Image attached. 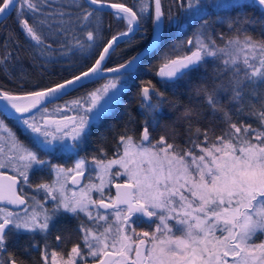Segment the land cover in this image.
I'll return each mask as SVG.
<instances>
[{"label":"snow or ice","instance_id":"1","mask_svg":"<svg viewBox=\"0 0 264 264\" xmlns=\"http://www.w3.org/2000/svg\"><path fill=\"white\" fill-rule=\"evenodd\" d=\"M249 8L264 10V0H171L167 13L162 0H154V11L146 0H0V17L14 14L37 69L33 77L24 67L9 30L0 42V73L19 84L14 91L0 85V131L10 144L8 155L0 147V170L14 173L0 171V264H264V239L256 242L264 235V16ZM105 10L127 30L106 37ZM219 10L234 15L217 16L229 30L217 41L205 17ZM197 19L186 42L164 48L154 73L174 88L213 64L189 86V104L177 117L186 122L183 141L173 128L153 136L164 105L179 101L149 80L138 93L139 126L130 112L118 132L111 126V158L103 143L90 158L81 155L92 127L122 102L142 57L162 44L163 31H185ZM143 40L142 52L107 66L119 61L121 43ZM71 93L77 95L64 99ZM58 153L75 157L73 166L52 163ZM32 169L55 179L40 176L33 185Z\"/></svg>","mask_w":264,"mask_h":264},{"label":"trees","instance_id":"2","mask_svg":"<svg viewBox=\"0 0 264 264\" xmlns=\"http://www.w3.org/2000/svg\"><path fill=\"white\" fill-rule=\"evenodd\" d=\"M114 2H123L129 6H132L134 3H139V0H108ZM146 2L150 3L152 8L151 0H146ZM171 3V0H162V10L167 13L168 7ZM175 11V9H173ZM246 11L252 13L253 15H261L264 16V10L257 11L255 9L249 8ZM14 15V14H13ZM13 15H9L5 17L0 22V42H3L5 35L9 32V30H14L18 40H19V55L22 58V63L24 67L28 70V72L34 77L36 75L37 69L32 67L30 60L28 59V45L26 42L25 36L20 32V29L17 27ZM234 15L230 10H219L214 11L210 16L205 17L206 20L209 21V24L213 30L214 37L217 41H220V36L216 35L218 33H229V30L226 28L223 22L217 20V16L226 17ZM102 22L104 26V35L108 38L111 35L116 34L119 31H123L126 29L125 22L117 20L112 12L104 11L102 13ZM201 21L197 19L194 23L187 26V30L185 31H177L176 29L163 31V42L154 50L151 55H147L143 57L142 61L138 63V71L136 72L134 79L129 81V84L125 88V92L121 97V103L118 104L110 114H108L97 126L92 127L90 135L88 136L86 142L84 143L83 150L80 154H91L97 152V145L103 143L105 149L108 152L109 158L112 156L113 152V143H114V132L111 126H115V130L118 132L122 127L123 122L127 119V113H132L133 116L136 117V126H139V122L143 119L141 110L138 107V93L140 87L146 81H152L153 84L156 85L158 89L164 91L166 96L170 100H178L179 106L173 108L170 104H165L162 110V113L159 116L160 125L156 128L153 136L158 138L159 135L164 134L168 135V129H175V133L180 137V142L183 141L185 137V129L186 122L183 120H177V117L181 115L184 111V106L189 104V86L190 84L194 85L199 82V77L208 76L212 72L213 64L211 61L207 65V69L201 68L199 71H195L191 73L189 77H186L183 80H180L176 83L175 87H165L160 83V79H157L155 76L156 70L159 68L162 63L161 60H158L161 52H163L164 48H166L172 41H187V39L192 36L193 31L198 28ZM109 26L110 30H109ZM144 28L148 30L149 36L152 31L151 18L147 19V22L144 24ZM225 36V40H226ZM135 39L139 40V34L136 35ZM148 40H143L140 43L134 44L132 47H127L125 44L121 43L117 48V52H120L121 49H125L119 61L113 57L112 60L109 61L107 66H114L117 62H123L127 60L132 55H134L138 50H140ZM218 46H223V44H218ZM183 51V50H181ZM104 81H98L95 85H89V88L97 87L101 85ZM19 81H13L8 78L5 74L0 73V85L4 86L5 90H16ZM77 95V93H71L69 97H65L64 99H70L71 97ZM63 101H59L61 103ZM193 103H201V100L193 97ZM58 103V102H56ZM49 108H52L53 105H48ZM207 116V113L205 114ZM175 121V123H173ZM7 123L11 126L12 130L18 136V138L25 142L30 143L29 137L17 127L12 121H7ZM195 126V125H194ZM201 127H207V121L204 120L201 122ZM2 132V131H1ZM107 137L106 140L102 141L101 136ZM1 136H4L6 139V133H1Z\"/></svg>","mask_w":264,"mask_h":264},{"label":"flooded vegetation","instance_id":"3","mask_svg":"<svg viewBox=\"0 0 264 264\" xmlns=\"http://www.w3.org/2000/svg\"><path fill=\"white\" fill-rule=\"evenodd\" d=\"M81 155H83V154H81ZM90 157L91 156H89V158ZM74 160H75V157H71L68 154H59L58 153L52 158V163L71 167V166H73ZM0 171H3L4 173L8 174L9 176L14 174L11 168H8V169H5V170H0ZM40 176H44L45 182H50V181L55 179V174L48 175L46 172L45 173H41V172H38L35 169L30 170V179H31V182H32L33 185H35L36 183H40L41 182L40 179H39ZM19 183H20V178L18 177V184ZM68 185H69V188L73 187L71 185V181L70 180L68 181ZM24 191L28 195L35 194L34 188L30 189V188L27 187V185L24 186ZM37 198L43 200V192H41L38 195ZM29 203H31V201H29ZM45 203H46V206H50V204H48V202H45ZM0 204H3V202H0ZM7 207H9L10 209H15L16 208V206H14V205H7ZM62 223L67 224L68 228H71L73 226V224H74V221H72L70 219H66V220L62 221ZM54 235H55V233H53V236ZM19 239H20L21 244H23L24 241L27 240V237L21 235L19 237ZM37 239H39V237H37ZM32 255L35 256L37 259H39V252H33ZM24 258L27 259V257H24Z\"/></svg>","mask_w":264,"mask_h":264},{"label":"water","instance_id":"4","mask_svg":"<svg viewBox=\"0 0 264 264\" xmlns=\"http://www.w3.org/2000/svg\"><path fill=\"white\" fill-rule=\"evenodd\" d=\"M109 3H119V2H114V1H108ZM151 3H152V10L154 11V0H151ZM105 11H109V12H112V10H105ZM5 17H0V22L4 19ZM127 29H125V30H123V31H126ZM151 33H152V31H151ZM150 36H151V34H150ZM149 43V41H147L146 42V44L140 49V50H138L137 52H142V50L147 46V44ZM136 52V53H137ZM142 59H143V57H142ZM159 70V68L156 70V72ZM156 76V75H155ZM156 78L157 79H159L157 76H156ZM140 91V90H139ZM16 94H18V93H16ZM5 175H8V174H6V173H4ZM113 191V194L115 193V190L113 189L112 190Z\"/></svg>","mask_w":264,"mask_h":264},{"label":"rangeland","instance_id":"5","mask_svg":"<svg viewBox=\"0 0 264 264\" xmlns=\"http://www.w3.org/2000/svg\"><path fill=\"white\" fill-rule=\"evenodd\" d=\"M105 82V81H104ZM103 82V83H104ZM103 83H101V84H103ZM61 103H63V102H61ZM2 132L0 131V134H1ZM1 136V135H0ZM0 147H3L4 148V150H5V154L6 155H8V154H10V153H8V148L10 147V144H9V142L7 141V138L6 139H4L3 141H0ZM111 158V157H110ZM139 230V229H138ZM145 230H147L146 229V227H145ZM261 239H264V235H262V236H260L258 239H257V241L256 242H259V240H261Z\"/></svg>","mask_w":264,"mask_h":264}]
</instances>
